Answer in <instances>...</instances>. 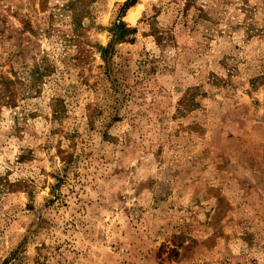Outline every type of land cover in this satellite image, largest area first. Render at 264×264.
I'll return each mask as SVG.
<instances>
[{
	"label": "clouds",
	"instance_id": "9594fccd",
	"mask_svg": "<svg viewBox=\"0 0 264 264\" xmlns=\"http://www.w3.org/2000/svg\"><path fill=\"white\" fill-rule=\"evenodd\" d=\"M0 264H264V0H0Z\"/></svg>",
	"mask_w": 264,
	"mask_h": 264
}]
</instances>
